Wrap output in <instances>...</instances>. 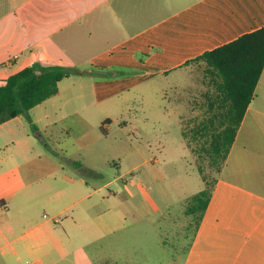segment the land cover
I'll use <instances>...</instances> for the list:
<instances>
[{
    "label": "crops",
    "instance_id": "1",
    "mask_svg": "<svg viewBox=\"0 0 264 264\" xmlns=\"http://www.w3.org/2000/svg\"><path fill=\"white\" fill-rule=\"evenodd\" d=\"M263 27L264 0H0V83L34 65L91 79L71 75L28 116L0 124V264H68L130 228L127 184L92 185L68 160L99 175L122 148L105 141L123 95L170 90L178 101L188 62ZM184 255L183 264H264V70Z\"/></svg>",
    "mask_w": 264,
    "mask_h": 264
},
{
    "label": "rangeland",
    "instance_id": "2",
    "mask_svg": "<svg viewBox=\"0 0 264 264\" xmlns=\"http://www.w3.org/2000/svg\"><path fill=\"white\" fill-rule=\"evenodd\" d=\"M192 72L190 86L177 96L178 101L170 90L133 92L118 100L122 103L111 114V136L105 142L122 148L109 161L98 164L102 170L99 175L88 171L83 177L92 185L120 177L116 186L127 184L137 201L135 223L112 242L104 240L77 250L68 264H183L196 231V219L186 210L205 187L199 166L209 179L215 175L192 136L205 116V96L210 90L205 63H194ZM79 80L91 83L88 76L77 73L68 83ZM87 94L91 99L90 91ZM77 170L84 171L69 161L68 173L77 176ZM120 197H127V193ZM74 239L81 245L90 240L81 236Z\"/></svg>",
    "mask_w": 264,
    "mask_h": 264
},
{
    "label": "trees",
    "instance_id": "3",
    "mask_svg": "<svg viewBox=\"0 0 264 264\" xmlns=\"http://www.w3.org/2000/svg\"><path fill=\"white\" fill-rule=\"evenodd\" d=\"M198 62L206 65L210 90L205 96V116L195 127L192 136L200 143V150L209 160L215 175L209 179V175L199 166L205 187L193 197L186 210L187 215L196 219V230L208 208L218 176L263 73L264 27L188 63ZM35 70L44 73L37 76ZM73 73V70L63 66L34 65L11 75L0 85V124L21 115L28 116L32 108L56 95L58 84ZM109 123L106 121L100 127L104 136L108 132L103 125ZM33 130L36 132L37 128L33 126ZM72 164L84 169L83 172L87 174L88 171L79 162Z\"/></svg>",
    "mask_w": 264,
    "mask_h": 264
},
{
    "label": "water",
    "instance_id": "4",
    "mask_svg": "<svg viewBox=\"0 0 264 264\" xmlns=\"http://www.w3.org/2000/svg\"><path fill=\"white\" fill-rule=\"evenodd\" d=\"M35 73L37 76H41L44 72L42 70H35Z\"/></svg>",
    "mask_w": 264,
    "mask_h": 264
}]
</instances>
